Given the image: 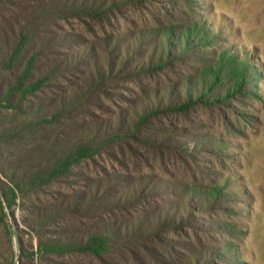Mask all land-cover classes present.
Instances as JSON below:
<instances>
[{"label":"trees","instance_id":"obj_1","mask_svg":"<svg viewBox=\"0 0 264 264\" xmlns=\"http://www.w3.org/2000/svg\"><path fill=\"white\" fill-rule=\"evenodd\" d=\"M144 1L0 0V220L12 240L10 216L21 233L13 208L23 210L22 223L37 242L28 253L20 241L21 258L30 264H75V255L97 264L231 260V245L196 251L191 242L193 230H215L198 223L195 214L210 212L223 200L219 186L106 173L89 179L81 190H59L52 201L42 199L78 176L82 163L114 149L123 153L133 140L192 155L191 141L176 139L181 129L152 125L198 106L219 108L247 94L253 81L245 64L226 53L214 54L217 38L198 21L109 35L77 51L60 52L66 44L86 41L53 30L57 21L97 20L105 27L114 7ZM191 10L196 14V8ZM128 83L140 86L142 94L124 109L118 104ZM110 104L118 111H111ZM192 142L195 151L205 146ZM91 218L96 223L84 229L83 220Z\"/></svg>","mask_w":264,"mask_h":264},{"label":"rangeland","instance_id":"obj_2","mask_svg":"<svg viewBox=\"0 0 264 264\" xmlns=\"http://www.w3.org/2000/svg\"><path fill=\"white\" fill-rule=\"evenodd\" d=\"M191 8L197 9L196 14ZM112 13L105 27H101L97 20L69 18L57 21L53 30L69 37L80 36V41H86L83 45L66 44L60 52L77 51L109 35L198 21L217 38L213 53L237 57L245 64L253 82L245 96L224 106H198L185 116L170 117L152 125L157 130L171 124L181 129L176 139L191 141L192 155L183 150H154L133 140L128 142L123 153L114 149L82 163L76 170L78 176L68 184L48 190L42 199L52 201L51 195L59 190L65 193L81 190L89 179L102 178L106 173L148 178L156 183L188 184L200 188L219 186L225 193L223 200L214 210L195 214V219L200 220L198 223H210L215 230H193L190 233L193 249L202 251L228 244L232 246L228 253L231 260L218 264H264V0H146L128 3L123 8L114 7ZM185 73L191 74L190 70ZM144 83L154 85L151 81ZM125 87L122 92L124 100L118 104L124 109L129 107L130 99L135 100L142 94L137 84L128 83ZM46 95L50 97L52 94L46 92ZM109 109L118 111L116 104H110ZM196 140L203 141L205 146L201 150H194L192 141ZM160 201L165 200L161 197ZM13 209L15 221L23 232L18 233L10 216L15 234L11 240L0 220V264H30L21 258L20 241L28 253L32 247L36 248L37 242L30 238L22 223L23 210ZM83 223L82 227L87 229L96 220L84 219ZM77 227L83 230L81 226ZM176 237L173 239L187 241L185 236ZM73 262L97 264L81 255H75Z\"/></svg>","mask_w":264,"mask_h":264},{"label":"water","instance_id":"obj_3","mask_svg":"<svg viewBox=\"0 0 264 264\" xmlns=\"http://www.w3.org/2000/svg\"><path fill=\"white\" fill-rule=\"evenodd\" d=\"M0 194H1V192H0ZM2 199H4V198L2 197ZM19 256H20V255H19V253H18V258H19Z\"/></svg>","mask_w":264,"mask_h":264}]
</instances>
